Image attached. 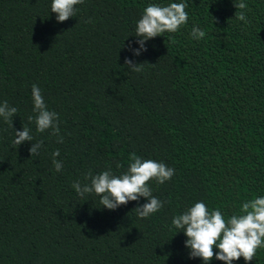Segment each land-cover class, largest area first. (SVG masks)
Returning a JSON list of instances; mask_svg holds the SVG:
<instances>
[{
  "label": "trees",
  "instance_id": "obj_1",
  "mask_svg": "<svg viewBox=\"0 0 264 264\" xmlns=\"http://www.w3.org/2000/svg\"><path fill=\"white\" fill-rule=\"evenodd\" d=\"M172 2L84 0L59 22L51 0H0V104L18 109L11 123L0 117V264H204L172 219L199 201L228 219L264 196V0H244L247 24L233 0H184L188 23L135 56L144 9ZM33 84L63 143L37 131ZM24 125L33 141L14 145ZM131 153L175 169L150 182L157 213L138 216L144 197L109 210L73 188L89 171L123 174ZM233 264H264V248Z\"/></svg>",
  "mask_w": 264,
  "mask_h": 264
},
{
  "label": "clouds",
  "instance_id": "obj_2",
  "mask_svg": "<svg viewBox=\"0 0 264 264\" xmlns=\"http://www.w3.org/2000/svg\"><path fill=\"white\" fill-rule=\"evenodd\" d=\"M84 0H51V13H56L59 22L76 17L77 6ZM234 6L239 10L235 18L247 24L248 18L245 9L248 5L244 0H233ZM188 3L172 2L166 6L149 4L143 11L135 28L139 48H131L135 56L147 51L145 42L166 33H176L188 23L189 14L186 9ZM90 22V21H89ZM206 33L199 27H193L191 36L200 40ZM126 66L134 72L143 70V63H133L126 59ZM32 98L34 111L37 113L35 122L40 133L51 130L58 143H63L60 135L59 114L50 111L42 96L41 89L36 84L32 85ZM18 109L9 106L7 101L0 104V117L4 122L11 123ZM32 120V117H29ZM33 141L30 130L24 125L23 131H15L14 145L20 146L24 142ZM43 142H35L29 149L31 156L39 155ZM53 164L57 172L61 171L63 164L55 159L60 155L59 150L53 154ZM130 164L126 172L117 176L111 169L93 175L89 171L85 178L90 183L75 182L72 186L76 192L84 197L85 194L95 193L100 199L103 208L118 209L130 201H139L141 197L147 198L146 203L135 208L140 218H147L164 207V202L153 196L150 182L155 180L159 184L170 181L175 169L168 167L163 162L154 159H143L135 153L129 156ZM122 165L117 164V168ZM172 225L180 229L187 237L185 246L189 249L190 258H201L204 264H210L213 259L233 264L241 257L246 262L255 259L257 251L264 248V196H259L242 204L238 214L225 219L219 209L210 210L205 202H195L183 214L172 219ZM179 231V232H181ZM178 232V233H179ZM219 249V252L214 249Z\"/></svg>",
  "mask_w": 264,
  "mask_h": 264
}]
</instances>
